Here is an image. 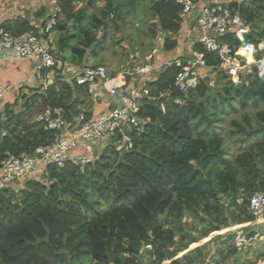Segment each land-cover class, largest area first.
<instances>
[{
  "label": "trees",
  "instance_id": "1",
  "mask_svg": "<svg viewBox=\"0 0 264 264\" xmlns=\"http://www.w3.org/2000/svg\"><path fill=\"white\" fill-rule=\"evenodd\" d=\"M79 1L93 6L102 0ZM105 1L100 16H94L98 25L92 30L80 22L78 34L68 39H77L74 50L80 56L90 50L99 31L102 40L91 54L103 50L114 20H125L123 8L137 6L155 19L152 36L164 35L163 51L178 48L177 4L123 0V6H115ZM71 3L60 2L65 21L74 15L85 20L83 12L71 11ZM227 7L250 24L248 40L258 44L264 39V0ZM2 29L13 36L34 32L23 20ZM192 49L204 55L209 76L180 92L174 87L180 68L175 62L161 68L147 86L150 99L140 102L139 113L150 123L140 134L129 135L132 150L139 153L126 155L116 171L114 144L119 138L109 140L90 165H49L42 179L0 190V264H192V251L174 258L199 240L192 237L183 243L186 234L180 229L175 240L178 231L166 228L161 215L174 216L178 224L184 217L206 224L201 238L249 220L247 199L264 190V79L248 75L235 84L213 54L196 43ZM85 97L84 87L57 77L42 94L24 95L5 105L0 115V167L8 157L33 156L53 142L56 132L36 120L47 109H63L70 124L80 113L89 119L91 113L82 110ZM251 108L256 109L253 120L247 114ZM228 120L229 135L241 149L233 157L224 139ZM145 245L152 249L145 250Z\"/></svg>",
  "mask_w": 264,
  "mask_h": 264
},
{
  "label": "built area",
  "instance_id": "2",
  "mask_svg": "<svg viewBox=\"0 0 264 264\" xmlns=\"http://www.w3.org/2000/svg\"><path fill=\"white\" fill-rule=\"evenodd\" d=\"M166 1L179 6V20L190 22L196 32L194 44L201 45L207 53L217 58L219 69L230 81L237 84L248 75L264 79V39L258 44L247 39L251 34V27L238 12L228 7L201 4L198 0ZM60 2L61 0H50L51 15L40 34L25 32L13 36L0 28V56L33 61L38 79L43 75V70L60 68L63 63L50 38L62 17ZM159 53L160 49H151L131 72L116 76H109L103 67H86L77 71L71 81L84 87L89 98L99 100L105 89L109 96L118 98V103L106 111L91 115L89 119H85L80 113L74 118L73 124L65 121L61 108L47 109L38 115L36 120L46 130L56 132L53 142L39 148L31 157L21 154L6 158L0 167V190L18 189L20 187L16 185L21 186L26 180L42 179L46 176L45 169L49 165L58 168L66 165L83 168L90 165L98 156L92 149L93 144L98 141L108 143L111 139L119 138L114 144L117 152L124 143L128 150H132L129 135L140 134L150 123L149 117H143L139 113L140 102L150 99L147 86L154 81L152 72L157 69L155 59ZM175 64L180 70L175 76L174 87L180 92L195 85L202 77L200 71L208 70L204 55L192 48L187 59ZM127 75L131 79L129 84L125 78ZM80 150L85 152L80 153ZM246 211L249 220L227 230L232 233L231 247L241 256H245L256 246L264 253V230L260 229L264 224V190L248 197ZM144 249L151 250L152 247L145 245Z\"/></svg>",
  "mask_w": 264,
  "mask_h": 264
},
{
  "label": "crops",
  "instance_id": "3",
  "mask_svg": "<svg viewBox=\"0 0 264 264\" xmlns=\"http://www.w3.org/2000/svg\"><path fill=\"white\" fill-rule=\"evenodd\" d=\"M121 1L124 2L123 0ZM198 1L201 4L208 3L221 7H227L231 3L252 4L253 2V0ZM71 2V11L73 13L81 11L85 16H87V18L85 20H82L81 17H76V15H74L70 20L65 21V19L61 17L59 21L61 23V26L59 25L51 32L50 38L58 52V57L63 63L60 68L55 70L45 69L42 72L43 75L41 76V78L38 79L35 76V63L33 61L22 60L18 58H9L7 56H0V92L2 93V98H0V115L3 113L5 105L13 104L14 102H16V100H20L24 95L29 96L34 93L42 94L48 86L55 84L57 77L64 81L71 82L72 76L77 71L82 70L86 67H103L107 71L109 76H116L121 73H128L131 72L132 68L138 63H140L142 61V58L148 53H140L139 50L133 51L132 49V52L134 53L131 52L128 57L125 56L121 61L114 60V58L117 57V52H115L116 50H106L107 44H104L103 50L100 51L109 54L107 60L101 63H99L100 61H98L99 64L97 63V61L93 60L94 57H96L98 54H91V51L95 48H90V50H88L86 54L80 56L78 51L74 50V47H77L78 45L77 39H68L70 36L78 34V25L80 22L84 24V26H87L89 29L93 30L92 26L98 25L94 16H100V10L106 5V1H99L93 6H88L86 2L79 0H71ZM141 8L143 7L138 6L135 10L132 8L123 9L122 16L125 18V20L122 21V25L125 24V22L130 21L128 19L130 16H134L136 15V13L138 14L139 9L141 10ZM126 10L128 14L126 13ZM141 12L143 11L141 10ZM144 12L148 13L146 10ZM50 15V0H0V28H2V26L8 25L9 23L10 25H12L16 21L23 20L27 22L30 27L33 28L34 33L40 34ZM110 18L113 17L111 16ZM62 26L65 27V29H62ZM117 27L119 26L115 24L114 27H112L111 29L109 28V31L115 28L118 29ZM98 34V38H102L101 31H99ZM158 34H160V37H162V47H160V53L156 56L155 59V65L157 69L152 72L154 80H156V78L158 77V74L163 66L180 61L177 60V57H181V53L183 50L187 49V53L186 55H184V57L189 56V52L196 38V32L192 24L188 21L181 22V29L178 33V48L173 52H165L163 51L164 35H162L161 33ZM127 45V42L125 40H122L121 42L116 44V47L122 52H128L129 50L127 49ZM203 72L204 71H200V74H202ZM125 78L126 82L129 84V81L131 79L128 75L125 76ZM101 95L102 96L97 101H93L89 97L81 98L84 102L82 110L89 111L91 115H95L99 112L108 110L111 106L116 105L118 103V98L109 96L105 89L102 91ZM106 145V141H98L93 144L92 149L96 155H99ZM84 152V150H80V153ZM260 229L264 230V224L260 226ZM219 236V238L222 237L221 235ZM206 240L207 239H204V241ZM229 240H231V238ZM193 246H195V244L190 245V247ZM224 246L225 247L220 252V254H223V256L220 260H218L219 262H210L209 258H206L204 255L200 254L201 250H199V252L196 251V259L195 257L192 258V264L264 263V253L259 246H256L255 248L250 250L245 256H241L236 253V251L231 247V241L225 243ZM184 251L183 253H179L174 259L181 258L183 255H185L186 252L184 253Z\"/></svg>",
  "mask_w": 264,
  "mask_h": 264
},
{
  "label": "rangeland",
  "instance_id": "4",
  "mask_svg": "<svg viewBox=\"0 0 264 264\" xmlns=\"http://www.w3.org/2000/svg\"><path fill=\"white\" fill-rule=\"evenodd\" d=\"M145 5V4H144ZM143 5V6H144ZM138 7V6H137ZM136 7V8H137ZM128 8V7H125ZM124 9V8H123ZM141 10L143 12H141ZM141 10L139 9L138 14L136 13V15L134 16H130L128 19L130 20L129 22H125V24L122 25V21H117L116 19L114 20L115 23L117 24L118 29H113L109 31V34L106 37V42H102L101 44H107L106 45V50H116L115 52H117V57L114 58V60H122L125 56H129L130 53L135 50H139L140 53H145V52H149L151 49L153 48H158V50L162 47V37H160V34H156V36H152V31L154 30V24H155V19L152 20L150 15L148 13H145V9L141 8ZM127 13V10H126ZM141 13V14H140ZM128 14V13H127ZM152 22V23H151ZM160 39V40H158ZM118 40H120V42L123 40H125L127 42V46H128V52H122L120 50H118V48L116 47V44H118ZM97 41V40H96ZM95 41V42H96ZM115 41V42H113ZM97 56L94 57L93 60L100 61L99 63L107 60V57L109 54H107L106 52H101L99 49L97 50ZM134 53V52H132ZM187 53V49L183 50L181 53V57H177V60H181L184 55H186ZM190 55V52H189ZM111 56V55H110ZM93 62V61H92ZM98 63V64H99ZM203 76H209L208 72H203L202 73V77ZM68 84L71 85L70 81H66ZM256 109L255 108H251L249 110H247V114L250 115L252 117H254ZM238 120L241 121L243 124V118L242 115H239ZM230 120L226 121L224 124V139H225V144L226 146H228L229 151L231 152L230 157H233L236 155L237 152H239L241 149L239 147V145L237 143H235L234 138H231L229 135V131L228 129H230ZM223 133V131H221ZM16 187H20L19 184L16 185ZM15 187V188H16ZM240 202V201H239ZM160 221H162L166 228L167 227H173L176 229V236H175V240H178L180 237L181 232H183L184 234H186V238L183 240V243L188 241V238H192L194 237L195 239H200L197 243H193L195 244V246L193 247H188L184 253L185 255L190 253L192 251V258L195 257L196 259V250L199 252V250H201L200 254L204 255L206 258H209L210 262H214L216 263L218 260H220L223 256V254L221 255L220 252L221 250H223V248L225 247L224 244L230 242L231 240H229L232 237V233L231 232H227V230L230 228H234L236 225H231L230 227L227 228H223L219 231H215L210 233L206 238H201L202 234H203V228L207 227V225L205 224V226L201 223H197V222H193L191 219L184 217L181 221L180 224H178L177 222H175L174 216H170L168 213L161 215L159 217ZM180 227V228H179ZM181 232H179V230ZM226 230V231H225ZM226 232V233H225ZM221 235V238H217V236ZM204 239H207L206 241H204ZM229 240V241H228ZM191 244V245H193ZM183 253V252H182ZM145 254L141 255V259H144ZM144 263L146 264L145 260H143ZM171 261L166 260L163 262V264H168ZM197 262V261H196ZM219 262V261H218Z\"/></svg>",
  "mask_w": 264,
  "mask_h": 264
},
{
  "label": "water",
  "instance_id": "5",
  "mask_svg": "<svg viewBox=\"0 0 264 264\" xmlns=\"http://www.w3.org/2000/svg\"><path fill=\"white\" fill-rule=\"evenodd\" d=\"M116 6H119V5H123L124 2H122L121 0H111ZM102 40V38H98L96 42L93 43V45L91 46L92 49H94L98 43ZM138 154L139 152L138 151H133V150H128L127 149V144L124 143L123 146L118 150V160L115 164V166L113 167V171H116L117 167L120 165V164H123L124 162V157L128 154ZM31 157V156H30Z\"/></svg>",
  "mask_w": 264,
  "mask_h": 264
}]
</instances>
